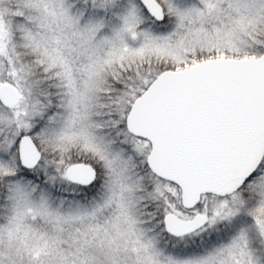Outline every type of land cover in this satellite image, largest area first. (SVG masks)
I'll return each mask as SVG.
<instances>
[{"label": "snow or ice", "instance_id": "1", "mask_svg": "<svg viewBox=\"0 0 264 264\" xmlns=\"http://www.w3.org/2000/svg\"><path fill=\"white\" fill-rule=\"evenodd\" d=\"M0 264H264V0H0Z\"/></svg>", "mask_w": 264, "mask_h": 264}]
</instances>
